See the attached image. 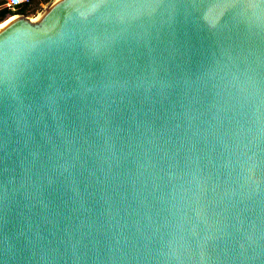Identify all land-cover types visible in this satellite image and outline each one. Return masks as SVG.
<instances>
[{"label": "water", "instance_id": "water-1", "mask_svg": "<svg viewBox=\"0 0 264 264\" xmlns=\"http://www.w3.org/2000/svg\"><path fill=\"white\" fill-rule=\"evenodd\" d=\"M11 15L0 264H264V0Z\"/></svg>", "mask_w": 264, "mask_h": 264}, {"label": "trees", "instance_id": "trees-1", "mask_svg": "<svg viewBox=\"0 0 264 264\" xmlns=\"http://www.w3.org/2000/svg\"><path fill=\"white\" fill-rule=\"evenodd\" d=\"M44 1H48V0H44ZM6 0H0V24L2 22H4L5 20H3L4 18L7 17V15H9V13L11 14L9 8L7 7V5L5 4ZM32 0H29L28 2L24 3L21 5V7L19 8L18 10V13H23V14H26L27 15V11H28V8L31 4Z\"/></svg>", "mask_w": 264, "mask_h": 264}, {"label": "rangeland", "instance_id": "rangeland-1", "mask_svg": "<svg viewBox=\"0 0 264 264\" xmlns=\"http://www.w3.org/2000/svg\"><path fill=\"white\" fill-rule=\"evenodd\" d=\"M51 0L44 1V0H32L27 15L30 17L36 16L37 13H39ZM9 15H7L8 17Z\"/></svg>", "mask_w": 264, "mask_h": 264}, {"label": "built area", "instance_id": "built-area-1", "mask_svg": "<svg viewBox=\"0 0 264 264\" xmlns=\"http://www.w3.org/2000/svg\"><path fill=\"white\" fill-rule=\"evenodd\" d=\"M28 1L29 0H6L5 4L9 8L11 14H17L21 5L28 2ZM11 14L9 13V15H11Z\"/></svg>", "mask_w": 264, "mask_h": 264}, {"label": "bare ground", "instance_id": "bare-ground-1", "mask_svg": "<svg viewBox=\"0 0 264 264\" xmlns=\"http://www.w3.org/2000/svg\"><path fill=\"white\" fill-rule=\"evenodd\" d=\"M13 17V15H11L7 20H5L4 22H2L1 24H0V26H2L5 22H7L10 18H12Z\"/></svg>", "mask_w": 264, "mask_h": 264}]
</instances>
